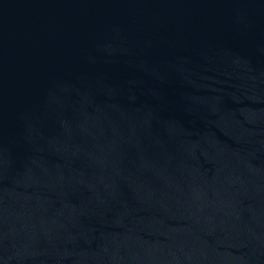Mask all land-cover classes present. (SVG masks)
Returning a JSON list of instances; mask_svg holds the SVG:
<instances>
[{"label":"water","instance_id":"water-1","mask_svg":"<svg viewBox=\"0 0 264 264\" xmlns=\"http://www.w3.org/2000/svg\"><path fill=\"white\" fill-rule=\"evenodd\" d=\"M0 264H264V0H0Z\"/></svg>","mask_w":264,"mask_h":264}]
</instances>
